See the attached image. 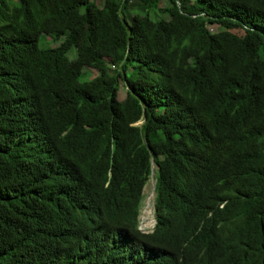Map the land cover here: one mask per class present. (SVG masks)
<instances>
[{"label":"trees","instance_id":"obj_1","mask_svg":"<svg viewBox=\"0 0 264 264\" xmlns=\"http://www.w3.org/2000/svg\"><path fill=\"white\" fill-rule=\"evenodd\" d=\"M159 3L0 0V264H264V0Z\"/></svg>","mask_w":264,"mask_h":264},{"label":"rangeland","instance_id":"obj_2","mask_svg":"<svg viewBox=\"0 0 264 264\" xmlns=\"http://www.w3.org/2000/svg\"><path fill=\"white\" fill-rule=\"evenodd\" d=\"M94 1L98 6H101L103 3V0H92ZM168 0H160L159 6L164 7L168 6ZM126 14L129 18V21L131 25L136 26L137 25V19H136V14L140 13L141 10L136 7L132 6V3L128 5V8L126 9ZM237 34H242L241 30H235ZM63 38L55 39L52 34H42L39 37L38 44L40 47H45V46H56L58 45ZM67 56L70 59H73L75 57V52L74 50H70L67 53ZM86 74H88L89 77L92 75H95L96 72L93 69L86 68L85 69ZM120 89L118 93L119 99H123L125 96V89L123 87V84L120 83ZM153 170L155 169V165L152 166ZM154 184H155V178L153 174L150 175V178L148 179V182L146 183V186L144 188V199L142 201V206H141V211L139 215V220L140 224L139 227L141 229H145V226L150 227L154 224L155 219H154Z\"/></svg>","mask_w":264,"mask_h":264},{"label":"clouds","instance_id":"obj_3","mask_svg":"<svg viewBox=\"0 0 264 264\" xmlns=\"http://www.w3.org/2000/svg\"><path fill=\"white\" fill-rule=\"evenodd\" d=\"M154 223H155V222H154ZM139 224H140V220H139ZM139 224H138V229H139L141 232H143V233L151 232V231L153 230V228H154V224H153V225L150 226V227L145 226V229H141V228L139 227Z\"/></svg>","mask_w":264,"mask_h":264}]
</instances>
